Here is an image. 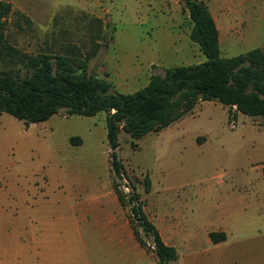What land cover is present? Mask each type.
<instances>
[{"label":"rangeland","instance_id":"obj_1","mask_svg":"<svg viewBox=\"0 0 264 264\" xmlns=\"http://www.w3.org/2000/svg\"><path fill=\"white\" fill-rule=\"evenodd\" d=\"M7 1L10 9L0 18L3 42L14 50L3 59L7 67L19 60V52L43 51L71 56L79 71L78 63L89 55L87 74L131 92L153 72L205 59L190 37L181 0ZM203 1L219 30L221 56L264 49V0ZM118 141L121 177L111 169L105 111L83 115L61 109L28 124L0 111V256L26 260L27 227L13 217L32 212L69 217L84 210V196L102 184L116 198V184L123 192H136L163 240L178 245L190 260H233L237 245L264 241V235L238 234L215 250L205 234L220 219L217 201L225 193L219 181L255 174L251 166L264 162V117L200 99L166 127L138 138L121 129ZM118 202L130 213L129 205ZM131 226L145 241L147 259L156 262L150 239L135 222ZM90 253L114 257L109 249Z\"/></svg>","mask_w":264,"mask_h":264},{"label":"trees","instance_id":"obj_2","mask_svg":"<svg viewBox=\"0 0 264 264\" xmlns=\"http://www.w3.org/2000/svg\"><path fill=\"white\" fill-rule=\"evenodd\" d=\"M191 21L190 37L197 42L205 59L196 63L167 66L153 72L147 83L131 92L112 88L109 80L86 73V59L77 64L65 53L19 52L18 61L3 65L13 54L0 31V111L18 119L40 122L63 109L68 114L94 115L105 111L106 139L112 171L123 176L122 162L115 148L121 129L132 138L166 127L192 109L200 99H212L236 111L264 117V49L253 47L231 56H221L219 30L203 0H181ZM10 3L0 0V18ZM264 179V162L262 164ZM146 185L149 179L145 178ZM121 204L130 207V221L150 239L156 264H169L178 257L175 246L167 244L137 201L134 191L123 192L115 185ZM133 233L141 245L138 230ZM213 241L223 239L221 231H210Z\"/></svg>","mask_w":264,"mask_h":264},{"label":"crops","instance_id":"obj_3","mask_svg":"<svg viewBox=\"0 0 264 264\" xmlns=\"http://www.w3.org/2000/svg\"><path fill=\"white\" fill-rule=\"evenodd\" d=\"M222 106L225 109L228 107L223 103ZM262 164L251 166L256 171L255 174H242L238 180L219 181L225 193L217 201L220 219L212 229L205 230L207 242L213 249L221 250L229 246L227 242L233 235H264ZM104 187V184L99 185L86 194L82 201L85 209L74 212L69 217L34 212L26 218L13 217L24 219L23 224L27 227V257L25 261H9L0 256V264H156L154 260L147 259L146 250L136 239L130 213L122 210L118 198ZM108 194L110 201L107 202ZM66 219L70 221V226H67ZM210 231H221L225 237L213 241L209 236ZM23 243L22 241L21 245ZM171 245L178 252L180 264H264V241L237 245L233 260H190L179 251L178 245ZM106 249L114 252L113 258L90 257V252Z\"/></svg>","mask_w":264,"mask_h":264},{"label":"water","instance_id":"obj_4","mask_svg":"<svg viewBox=\"0 0 264 264\" xmlns=\"http://www.w3.org/2000/svg\"><path fill=\"white\" fill-rule=\"evenodd\" d=\"M24 122H25L26 124H28V123H29V122H28V121H26V120H25Z\"/></svg>","mask_w":264,"mask_h":264},{"label":"built area","instance_id":"obj_5","mask_svg":"<svg viewBox=\"0 0 264 264\" xmlns=\"http://www.w3.org/2000/svg\"><path fill=\"white\" fill-rule=\"evenodd\" d=\"M231 125H233V123H231ZM125 188H127V187L125 186Z\"/></svg>","mask_w":264,"mask_h":264}]
</instances>
